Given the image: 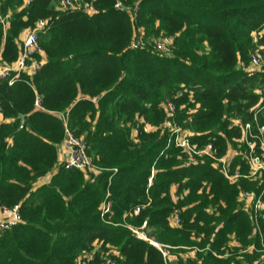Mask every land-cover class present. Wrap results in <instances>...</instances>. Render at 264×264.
I'll use <instances>...</instances> for the list:
<instances>
[{"label":"trees","instance_id":"16d2710c","mask_svg":"<svg viewBox=\"0 0 264 264\" xmlns=\"http://www.w3.org/2000/svg\"><path fill=\"white\" fill-rule=\"evenodd\" d=\"M59 1L0 0L1 17L9 16L6 30L0 22L5 63L18 60L27 30L41 19L51 22L39 37L47 55L39 73L23 74L12 86L0 81V204L19 206L24 221L0 236V264H77L93 251L99 262L111 249L117 264H169L171 257L165 261L129 229L145 222L147 236L171 247L178 264L264 261V220L263 237L255 236L251 209L239 200L242 191H262L264 174L244 177L248 146L235 125L242 119L256 128V114L264 125V69H250L253 55L264 56V0H83L94 4L95 15L61 12ZM140 30L146 39L173 37L172 54L133 49ZM37 96L44 111L35 109ZM170 100L178 108L174 119L198 150L212 142L222 159L242 145L230 163V176L238 179L230 181L208 156L189 162L161 129H141L135 143L136 118L163 126ZM67 130L88 144L99 173L63 167L55 173ZM255 151L261 154L260 145ZM108 191L113 213L104 221ZM135 206L142 207L137 216ZM176 209L181 227L170 224ZM231 237L255 250L240 255ZM192 250L195 259L185 262L180 254Z\"/></svg>","mask_w":264,"mask_h":264},{"label":"built area","instance_id":"2783aa9c","mask_svg":"<svg viewBox=\"0 0 264 264\" xmlns=\"http://www.w3.org/2000/svg\"><path fill=\"white\" fill-rule=\"evenodd\" d=\"M31 0H27V5L30 4ZM56 7L61 12L69 11H82L89 15H95L98 13L97 8L93 3L83 1V0H60L57 2ZM117 8H123L122 4H117ZM139 7L135 5L133 9L134 17L138 14ZM2 18L0 15V22L3 24L5 30L7 29V19ZM51 28V22L49 19H41L37 22L36 26L30 30H27L20 43L19 58L16 62L12 64L5 63L2 60V55L0 54V81H8L10 86L14 85L19 81L23 74L29 75L31 77L37 75L42 69L47 55L46 52L41 48L39 44L40 35L46 34ZM255 42H258V37L255 35ZM131 46L133 49H144L147 47L153 48L157 53L163 56H170L173 52L174 38L168 36H161L153 39H146L143 30H140L139 37L135 38ZM263 55L257 52L252 57L251 68L253 70L264 69ZM34 89V86H32ZM260 95H264V87L259 90ZM35 109L44 111L42 106V99L37 96L35 101ZM163 109L167 114L168 120L163 126L156 127L146 122L143 118L137 117V125L133 126L132 137L135 143H141V129L144 133H154L158 130H163L169 133V145L174 144L175 147L181 148L184 152L189 154V162L195 163L197 156H208L215 159L222 165V170L224 175L230 180L235 181L240 177L239 174L230 176V163L229 158L227 159H217L215 156V149L213 143L207 144L203 149L198 150L196 146H193L190 142L191 134L184 130L180 124L174 119L177 114V106L173 101H168L163 105ZM260 109L257 113H259ZM1 113V107H0ZM255 127L251 123L244 124L242 119L235 120V125L243 129V136L241 141L247 144L248 148L244 151V159L250 167V174L244 176L245 178H254L259 174H264V125L259 122L257 114L254 118ZM26 126V119L22 117L20 128L23 129ZM256 130V131H255ZM63 149L65 153V160L62 162L60 167L66 170H80L85 174L99 173L101 169L95 164L94 158L89 153V146L84 139L77 137L72 132L67 130L65 140L63 141ZM260 145L261 154H257L255 151V145ZM218 166V165H217ZM154 171L149 179L148 186L151 187L154 184ZM111 181V179H110ZM239 200L245 205L246 209H251V216L253 221V226L255 227V236L260 234L261 225L260 220H264V188L260 193L242 191L239 195ZM141 206H135L131 213L137 216L141 213ZM101 218L107 221L108 217L113 213V202L111 200V193L108 191L106 198L101 205ZM109 220V219H108ZM24 223L23 218L20 213V207H7L0 204V236L4 235L6 232L10 231L14 227ZM170 224L172 227H181L182 218L180 212L176 209L173 211L170 217ZM147 223L145 222L141 228H134L129 226V229L133 231L135 235L140 240L149 242L152 246L156 247L163 255L165 261L171 257V247L160 244L154 239L147 236L144 229ZM230 247L239 249V254L252 253L255 250V246H243V244L235 239L230 238ZM197 253L196 250H192ZM203 252V250H198ZM118 255L115 249H111L108 253L103 255L99 262L96 260V252L85 254L77 264H117L114 257ZM214 255L217 256L216 253ZM196 257V256H195ZM191 257V259H195ZM219 257V256H218ZM189 257H184L183 260L186 262ZM245 264H249L245 262ZM255 264H264L263 258H261Z\"/></svg>","mask_w":264,"mask_h":264},{"label":"crops","instance_id":"0c3cea01","mask_svg":"<svg viewBox=\"0 0 264 264\" xmlns=\"http://www.w3.org/2000/svg\"><path fill=\"white\" fill-rule=\"evenodd\" d=\"M0 121H4L3 116H2L1 113H0ZM62 143H63V142H62ZM62 143L58 146V154H59V157H58V164H57V166H56L55 173L58 171V169L60 168V165H61L62 162H64V160H65V153H64V149H63V144H62ZM230 154H231V157H230ZM237 154H238V153H236L235 151H233V150H232V147H230V148H229V151H228V154H227V156H226V158H227V159L229 158V161H232L233 158H235ZM49 178H50V176H48L47 178L43 179V180L38 184V187H39V186H42V185H44V184H46V183H48ZM176 190H177V187H176V186L173 187V189H172V194H173V195H175ZM176 199H177V197H175V200H176ZM187 254H188L187 256L190 257V258L196 256V253H194V251H188Z\"/></svg>","mask_w":264,"mask_h":264},{"label":"rangeland","instance_id":"374dc122","mask_svg":"<svg viewBox=\"0 0 264 264\" xmlns=\"http://www.w3.org/2000/svg\"><path fill=\"white\" fill-rule=\"evenodd\" d=\"M263 60H264V56H262ZM242 145H239V147L235 148V147H232V150L235 151L236 153L240 154L241 153V150H242ZM230 157H231V154H230ZM260 178H263V177H260ZM244 207L245 205L242 204ZM181 256L183 257H188L187 253H182L180 254ZM169 264H178V254H174L171 256V262Z\"/></svg>","mask_w":264,"mask_h":264}]
</instances>
